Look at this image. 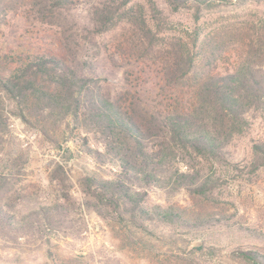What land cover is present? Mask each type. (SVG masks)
Instances as JSON below:
<instances>
[{
    "label": "trees",
    "instance_id": "16d2710c",
    "mask_svg": "<svg viewBox=\"0 0 264 264\" xmlns=\"http://www.w3.org/2000/svg\"><path fill=\"white\" fill-rule=\"evenodd\" d=\"M249 2L264 0H0V32L10 16L22 15L32 26L56 30L62 54L0 52V238L67 235L78 230L75 216L83 211L129 238L233 229L264 244L259 228L230 225L222 215L193 221L149 199L151 191L167 198L186 191L218 206L231 183L263 178L264 133L244 161H234L233 147L253 119H264V13L240 30L205 32L198 23L206 12ZM182 12L194 24L184 37L171 19ZM234 41L247 54L222 73L216 63ZM137 66L156 73L152 86L137 79ZM110 68L121 72L117 88L108 86ZM11 119L53 149L68 152L62 143L72 140L105 175L84 174L75 185L54 163L49 200L31 205L22 184L30 153ZM232 257L264 264V249L237 247Z\"/></svg>",
    "mask_w": 264,
    "mask_h": 264
},
{
    "label": "rangeland",
    "instance_id": "374dc122",
    "mask_svg": "<svg viewBox=\"0 0 264 264\" xmlns=\"http://www.w3.org/2000/svg\"><path fill=\"white\" fill-rule=\"evenodd\" d=\"M79 10L78 16H84ZM264 13V3L249 2L243 6L217 9L206 12L199 19V25L205 32L214 29L235 28L246 29V23L259 22ZM263 18V17H262ZM173 30L177 35L185 36L192 30L193 17L189 12L173 14ZM7 28L0 32V52L12 50L26 53H51L61 56L59 44L55 40V31L39 25L32 26L26 18L14 15L8 19ZM114 33L106 39L112 41ZM247 47L234 41L216 63V70L225 73L232 70L240 56H246ZM108 86L117 88L121 82V72L110 68ZM149 74H146V73ZM137 79L147 81L152 86L157 79L156 73L148 69L135 70ZM13 134L19 142L29 150V164L23 177V186L34 201L49 200L48 175L54 163L65 166L70 180L77 185V179L84 174L105 175L107 169L98 168L89 158L84 156L77 144L72 140L62 143L68 152L53 149L35 131L27 129L19 120L11 119ZM264 133V119L256 118L247 135L237 140L234 161H244L249 154L251 142ZM229 195L223 198L224 203L216 206L201 198L182 191L174 197L167 198L160 191L149 192L153 203L172 205L181 209L185 216L193 221L220 215L229 219V224L239 223L247 227H255L264 231V176L252 183L236 181L229 185ZM76 232L52 234L45 239H19L16 243L0 238V264H241L232 257L237 247H261L264 244L237 235L232 229H212L204 232L178 234L175 239L158 240L135 233L129 238L127 231L115 224H107L95 214L78 212L75 216ZM78 232V233H77ZM193 247H203L193 251Z\"/></svg>",
    "mask_w": 264,
    "mask_h": 264
}]
</instances>
